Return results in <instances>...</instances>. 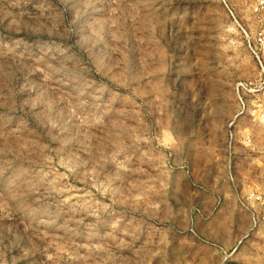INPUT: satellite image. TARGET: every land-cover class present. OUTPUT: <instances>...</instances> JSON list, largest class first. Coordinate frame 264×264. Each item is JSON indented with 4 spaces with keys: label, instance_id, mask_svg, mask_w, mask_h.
<instances>
[{
    "label": "rangeland",
    "instance_id": "rangeland-1",
    "mask_svg": "<svg viewBox=\"0 0 264 264\" xmlns=\"http://www.w3.org/2000/svg\"><path fill=\"white\" fill-rule=\"evenodd\" d=\"M260 2L0 0V264H264Z\"/></svg>",
    "mask_w": 264,
    "mask_h": 264
},
{
    "label": "built area",
    "instance_id": "built-area-1",
    "mask_svg": "<svg viewBox=\"0 0 264 264\" xmlns=\"http://www.w3.org/2000/svg\"><path fill=\"white\" fill-rule=\"evenodd\" d=\"M264 7V3L260 2L259 4H257L254 8H253V12L255 14H259L261 12V10ZM247 47L250 50V52L253 54V56L255 57V59L257 60V62L260 65L261 68V75L259 76V81L255 84L254 87L256 88H262V86H264V33L261 32L259 34H257L256 36H254V38H252V40H247ZM260 56H262V58H260ZM263 60V61H262Z\"/></svg>",
    "mask_w": 264,
    "mask_h": 264
}]
</instances>
